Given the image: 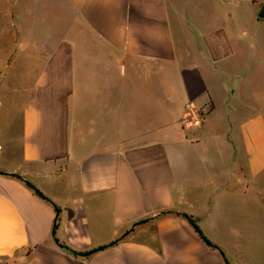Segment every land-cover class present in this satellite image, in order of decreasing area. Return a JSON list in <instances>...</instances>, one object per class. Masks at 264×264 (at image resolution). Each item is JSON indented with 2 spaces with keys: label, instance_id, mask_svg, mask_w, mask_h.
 I'll use <instances>...</instances> for the list:
<instances>
[{
  "label": "crops",
  "instance_id": "0c3cea01",
  "mask_svg": "<svg viewBox=\"0 0 264 264\" xmlns=\"http://www.w3.org/2000/svg\"><path fill=\"white\" fill-rule=\"evenodd\" d=\"M0 173V264H264V0H0Z\"/></svg>",
  "mask_w": 264,
  "mask_h": 264
},
{
  "label": "rangeland",
  "instance_id": "374dc122",
  "mask_svg": "<svg viewBox=\"0 0 264 264\" xmlns=\"http://www.w3.org/2000/svg\"><path fill=\"white\" fill-rule=\"evenodd\" d=\"M185 40H186V39H185ZM14 42H18V39H13V44H14ZM197 122H198V125L201 124V120H198V119H197Z\"/></svg>",
  "mask_w": 264,
  "mask_h": 264
},
{
  "label": "trees",
  "instance_id": "16d2710c",
  "mask_svg": "<svg viewBox=\"0 0 264 264\" xmlns=\"http://www.w3.org/2000/svg\"><path fill=\"white\" fill-rule=\"evenodd\" d=\"M37 193V192H36ZM37 194H39V193H37ZM190 220V219H189ZM198 231V230H197Z\"/></svg>",
  "mask_w": 264,
  "mask_h": 264
},
{
  "label": "water",
  "instance_id": "95a60500",
  "mask_svg": "<svg viewBox=\"0 0 264 264\" xmlns=\"http://www.w3.org/2000/svg\"><path fill=\"white\" fill-rule=\"evenodd\" d=\"M0 175H2V173H0Z\"/></svg>",
  "mask_w": 264,
  "mask_h": 264
}]
</instances>
